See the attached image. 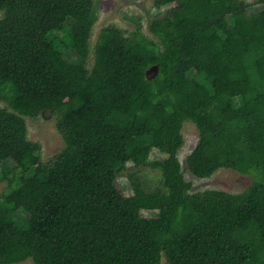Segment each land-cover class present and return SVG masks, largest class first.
<instances>
[{
    "label": "trees",
    "instance_id": "obj_1",
    "mask_svg": "<svg viewBox=\"0 0 264 264\" xmlns=\"http://www.w3.org/2000/svg\"><path fill=\"white\" fill-rule=\"evenodd\" d=\"M93 3L0 0V264H264V0L255 13L243 0H154L151 35L139 16L129 35L102 27L88 69ZM45 110L64 142L50 162L24 121ZM186 121L198 130L189 171L255 173L246 188L191 192ZM154 148L164 157L149 162ZM143 166L164 190L143 189L131 170Z\"/></svg>",
    "mask_w": 264,
    "mask_h": 264
},
{
    "label": "rangeland",
    "instance_id": "obj_2",
    "mask_svg": "<svg viewBox=\"0 0 264 264\" xmlns=\"http://www.w3.org/2000/svg\"><path fill=\"white\" fill-rule=\"evenodd\" d=\"M249 4L248 11L255 13L261 9V4L258 0H243ZM93 23L88 38L89 54L85 62V68H91L93 58L94 43L97 40V36L102 27H113L121 31L123 35H129L135 29L134 22L131 20L132 16L141 17L140 24L142 31L150 36L147 29L148 19L160 14L161 10L154 6V0H93ZM0 11V17H1ZM68 31L63 29L56 31L52 36L56 38H67ZM64 54L70 60H74L75 53L71 49H64ZM155 68L149 70V74L155 73ZM87 71V69H86ZM190 75H194V71L189 72ZM203 79L202 76H199ZM235 104L239 103V98L233 99ZM6 106V103L0 99V107ZM26 127V138L30 141L37 142L40 145L38 154L42 162H50L53 160L55 154H57L64 146V142L60 132L56 127L55 115L45 110L36 117H24ZM182 134L184 142L178 150V157L181 162V169L185 178L192 182L191 192L202 191L204 189H222L228 192L237 193L246 188L249 183L255 178L256 174L240 173L234 169L228 167H219L208 177H197L192 174L186 164V156L195 146L198 139V130L192 121H186L183 124ZM164 154L157 149H152L149 153L148 160L151 162L156 158H162ZM127 166H132V162L128 161ZM2 168L0 167V170ZM133 172L141 183L143 189L146 191L164 190L162 186V175L156 168L150 166H143L138 169L132 168ZM117 187L125 195L132 193L131 185L124 174H118L115 179ZM6 181L0 179V194L5 190ZM22 219L24 216L23 211L17 212ZM140 214L145 217H153L157 215V210L141 209ZM16 222L19 220L16 216H12ZM23 225V219L19 223ZM165 263V259L162 258L161 264ZM13 264H34L31 258L24 261Z\"/></svg>",
    "mask_w": 264,
    "mask_h": 264
}]
</instances>
